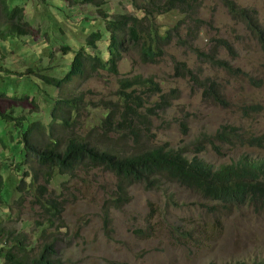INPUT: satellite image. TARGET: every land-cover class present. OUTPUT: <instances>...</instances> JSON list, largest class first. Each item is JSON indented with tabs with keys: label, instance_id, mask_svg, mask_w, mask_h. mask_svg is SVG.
Segmentation results:
<instances>
[{
	"label": "rangeland",
	"instance_id": "rangeland-1",
	"mask_svg": "<svg viewBox=\"0 0 264 264\" xmlns=\"http://www.w3.org/2000/svg\"><path fill=\"white\" fill-rule=\"evenodd\" d=\"M231 1L241 8L256 11L264 28V0ZM8 2L11 8L24 9L26 26L23 29L26 33L17 40L0 42V89L6 87V92L17 96H0L2 111H38L45 114L43 121L48 122L52 109L50 100L83 94L85 102L89 106L92 103L94 113L99 114L103 112L101 102L118 100L121 80L141 75L154 78L163 95L177 92V100L172 101L171 108L150 120L147 137L140 141L142 149L169 144L192 159L197 155L203 137H215L222 126L240 128L248 136H264V53L244 27L232 20L222 0H204L199 17L205 25L196 47L209 53L216 39L228 40L238 58L233 60L224 51L220 58L233 68L241 69L244 75L232 76L216 70L187 49L169 48L157 63L145 64L136 52H129L118 75L100 71L90 80L76 79L64 89L45 85L30 70L64 77L75 50L85 43L86 35L97 28L106 34L104 21L97 18V8L83 4L81 0ZM106 3L116 10L112 14L131 13L143 17L142 12H136L126 0H106ZM180 19L182 16L178 12H172L155 18L154 24L164 32ZM8 25L0 10V29ZM64 47L69 50L64 51ZM99 47L102 50L106 44L101 42ZM177 63L187 65L201 79L220 84L229 108L205 102L203 91L189 79L178 78ZM24 75L30 76L31 81ZM25 93L29 97H23ZM158 101L156 97L148 106L152 107ZM251 106H259L261 112L245 114L243 109ZM83 117L88 118L87 112ZM94 143L103 147L98 141ZM217 146L223 156H217L210 146L198 155L216 169L243 157L264 164V148L231 149L219 143ZM60 182L61 179H56L48 190L55 189L53 195L67 197L57 224L58 236L62 239L58 248L61 264H254L264 261V215L256 214L249 207L228 211L196 192L164 183L154 191H147L143 186L132 187L128 194L129 204L115 209V182L113 176L102 169L78 174L63 188L59 187ZM19 212L20 209H13L16 217ZM36 215L26 209L21 219L35 221ZM11 225L15 230L20 228L19 221H13ZM33 228L34 224L26 229L29 237H38L39 230ZM50 231L52 229L46 230L44 237L38 240L47 241Z\"/></svg>",
	"mask_w": 264,
	"mask_h": 264
},
{
	"label": "trees",
	"instance_id": "trees-1",
	"mask_svg": "<svg viewBox=\"0 0 264 264\" xmlns=\"http://www.w3.org/2000/svg\"><path fill=\"white\" fill-rule=\"evenodd\" d=\"M81 1L97 8V18L104 21L106 34L100 28L89 32L85 43L75 50L62 78L41 70H30L47 86L64 89L76 79L87 81L100 71L118 75L129 52H136L145 64L157 63L169 48L187 49L216 70L232 76L244 75L241 69L233 68L220 58L223 51L233 60L238 58L228 40L216 39L209 53L196 47L205 25L199 17L204 0H126L136 12H142L141 18L131 13L112 14L116 10L106 0ZM222 2L232 20L244 27L264 53V28L256 11L241 8L231 0ZM0 10L9 23L5 29H0V42L17 40L26 33L23 29L26 26L24 9L11 8L8 0H0ZM172 12H178L182 19L161 32V27L154 24L155 18ZM101 42L106 44L102 50L99 47ZM63 49L69 50L67 47ZM175 71L178 78L189 79L203 91L205 102L229 108L224 89L216 81L201 79L185 64L177 63ZM24 76L31 81L30 76ZM6 91L2 86L0 96L17 97ZM176 94L172 91L170 95H163L154 78L140 75L121 80L118 100L101 102L103 112L99 114L94 113L92 103L89 106L85 102L83 94L50 100L52 109L48 122L43 121L45 114L38 111L24 113L20 109L17 113L12 109L6 112L0 107V264H61L58 248L62 239L58 236L57 224L67 197L64 194L53 195L55 189L48 190V186L61 179L59 187L63 188L78 174L95 169H102L113 176L115 209L129 204L128 194L132 187L143 186L147 191H154L168 183L196 192L204 199L218 203L222 209L231 211L249 207L256 214L264 215L263 163L243 157L238 162L216 169L198 156L205 152L207 146L217 156H223L217 143L231 149H263L264 136H248L240 128L222 126L215 137H203L198 153L192 159L169 144L142 149L140 141L147 137L150 120L167 112L172 101L177 100ZM156 97L159 101L149 107ZM243 111L245 114H259L261 108L251 106ZM85 112L88 118L83 117ZM95 141L102 143L103 147H98ZM14 208L20 209L18 217L13 214ZM26 209L37 213L35 221L21 219ZM13 221L20 222L18 230L12 227ZM32 224L33 229L39 230L38 237H29L26 231ZM48 229L52 231L47 241L40 242L38 238H43ZM254 264H264V261Z\"/></svg>",
	"mask_w": 264,
	"mask_h": 264
}]
</instances>
